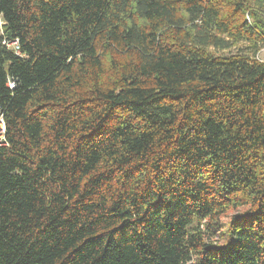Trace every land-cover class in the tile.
<instances>
[{
	"label": "trees",
	"instance_id": "obj_1",
	"mask_svg": "<svg viewBox=\"0 0 264 264\" xmlns=\"http://www.w3.org/2000/svg\"><path fill=\"white\" fill-rule=\"evenodd\" d=\"M0 264H264V0H0Z\"/></svg>",
	"mask_w": 264,
	"mask_h": 264
},
{
	"label": "built area",
	"instance_id": "obj_2",
	"mask_svg": "<svg viewBox=\"0 0 264 264\" xmlns=\"http://www.w3.org/2000/svg\"><path fill=\"white\" fill-rule=\"evenodd\" d=\"M0 45L8 48V49H12L14 50V52L16 54H19L18 52V45L16 43V41H13V43H8L7 41H5L4 39H1L0 40ZM3 135H4V127H3V123L2 121L0 120V144L1 142L3 141Z\"/></svg>",
	"mask_w": 264,
	"mask_h": 264
},
{
	"label": "rangeland",
	"instance_id": "obj_3",
	"mask_svg": "<svg viewBox=\"0 0 264 264\" xmlns=\"http://www.w3.org/2000/svg\"><path fill=\"white\" fill-rule=\"evenodd\" d=\"M257 59L264 61V47L259 51V54L257 55Z\"/></svg>",
	"mask_w": 264,
	"mask_h": 264
}]
</instances>
